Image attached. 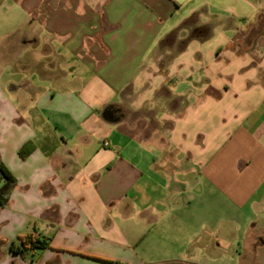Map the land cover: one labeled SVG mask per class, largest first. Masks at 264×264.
Listing matches in <instances>:
<instances>
[{"label": "crops", "instance_id": "1", "mask_svg": "<svg viewBox=\"0 0 264 264\" xmlns=\"http://www.w3.org/2000/svg\"><path fill=\"white\" fill-rule=\"evenodd\" d=\"M0 162V264H264V0H0Z\"/></svg>", "mask_w": 264, "mask_h": 264}, {"label": "trees", "instance_id": "2", "mask_svg": "<svg viewBox=\"0 0 264 264\" xmlns=\"http://www.w3.org/2000/svg\"><path fill=\"white\" fill-rule=\"evenodd\" d=\"M22 157L25 156V151H21ZM3 183L0 189V207L7 205L9 194L15 185V179L9 171L0 162V184ZM23 245L27 247L30 245L34 249H45L48 246L46 240H39L35 238L27 239Z\"/></svg>", "mask_w": 264, "mask_h": 264}]
</instances>
